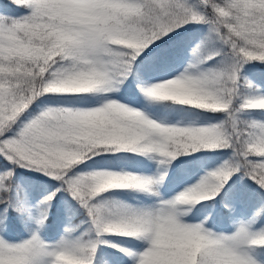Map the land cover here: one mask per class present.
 <instances>
[{
  "label": "trees",
  "instance_id": "16d2710c",
  "mask_svg": "<svg viewBox=\"0 0 264 264\" xmlns=\"http://www.w3.org/2000/svg\"><path fill=\"white\" fill-rule=\"evenodd\" d=\"M85 55L107 59V91L119 103L73 84ZM185 70L202 74L199 102L145 90L152 78ZM259 92L264 0H0L2 263L47 264L48 249L60 245L68 257L52 264H137L149 235L136 217H149L146 209L183 180L220 167L204 199L160 204L145 264H242L231 249L239 233L264 264V106L247 103ZM95 104L96 118L82 115ZM140 130L158 151L137 143ZM155 162L169 171L157 194L128 175L98 178L103 168L139 173Z\"/></svg>",
  "mask_w": 264,
  "mask_h": 264
},
{
  "label": "rangeland",
  "instance_id": "374dc122",
  "mask_svg": "<svg viewBox=\"0 0 264 264\" xmlns=\"http://www.w3.org/2000/svg\"><path fill=\"white\" fill-rule=\"evenodd\" d=\"M71 2H85L89 3L92 0H67ZM214 12L219 17L225 16V11L222 7L216 3L213 5ZM227 29H231V25L227 24ZM90 49H87L89 51ZM85 59L88 62V66L86 70L79 77L73 78V84L77 88L82 87H90L96 86V88L100 89L103 94L105 102L117 104L119 103V99L115 95H109L107 91V87L110 84L111 75L109 72L108 62L103 57H97L93 55H85ZM202 74L200 72H196L193 70H185L179 73L168 74L162 77H156L150 81L145 87L146 91L152 94H157L159 96H168L171 98H176L186 102H199L204 99V96L207 93L202 88ZM247 103L250 107L264 106V92L254 93L248 99ZM48 105V104H45ZM69 107V106H68ZM101 108L99 104H95L93 106H89L87 108H82V115H86L89 119L93 120L98 115V110ZM148 123L149 126H152L154 129L158 126V123L144 119ZM56 128L59 129L60 126L56 125ZM135 136L138 140H148L147 148H152V151H158V140L152 136V138L147 139L145 133L143 131H138L135 133ZM139 143V141L137 142ZM154 147V149H153ZM222 172V169L219 167H212L209 170L200 171L199 174L191 179L184 180L180 182L174 189V191L170 194L171 196L167 197V200H161V202L156 203L146 209V213L149 217H146V214L139 215L136 217L134 221L135 227L145 232L149 235V244H147L141 251L137 253V264H145L149 257V253L152 251L153 245L157 242L154 220L159 216L160 213V204H165L168 200L171 199L175 203H188L196 200H202L206 197V191L216 184L219 183L217 175ZM168 173V169L160 166L158 162L152 164L149 168V171L134 173L128 168H124L121 172H115L109 170L107 168H103L98 175V178L101 181H120L121 177H126L125 175L131 176L134 178V182L145 188L149 189L153 193L158 191L157 183L161 178L166 177ZM0 174H3V171L0 169ZM30 211H37L39 208L38 204L34 201L29 203ZM236 217H242L248 223L252 222V213H248L246 215H241L238 208L234 210ZM165 218V216H164ZM191 229H196L195 225H191L186 229L189 238L194 239L195 233L191 231ZM217 241H219L218 236H214ZM34 234L30 237L31 242L35 243ZM192 241V240H191ZM232 251L236 255L237 259L242 264H262L256 261L254 258L250 256L247 250L246 244V236L244 233L237 234L236 237L232 240ZM50 258L47 264H52L62 259H66L68 257V252L65 247L60 245L51 246L48 249ZM4 255H0L1 264L4 259ZM3 258V259H2ZM159 264V263H157ZM164 264V263H161Z\"/></svg>",
  "mask_w": 264,
  "mask_h": 264
},
{
  "label": "water",
  "instance_id": "95a60500",
  "mask_svg": "<svg viewBox=\"0 0 264 264\" xmlns=\"http://www.w3.org/2000/svg\"><path fill=\"white\" fill-rule=\"evenodd\" d=\"M203 4H205V0H200Z\"/></svg>",
  "mask_w": 264,
  "mask_h": 264
},
{
  "label": "bare ground",
  "instance_id": "6f19581e",
  "mask_svg": "<svg viewBox=\"0 0 264 264\" xmlns=\"http://www.w3.org/2000/svg\"><path fill=\"white\" fill-rule=\"evenodd\" d=\"M123 169H124V168H123ZM123 169H122V170H123ZM131 171H132V170H131Z\"/></svg>",
  "mask_w": 264,
  "mask_h": 264
}]
</instances>
